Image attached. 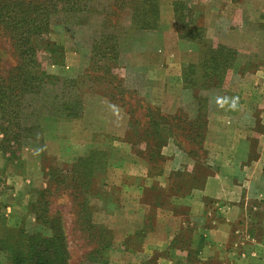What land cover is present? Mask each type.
<instances>
[{"label": "rangeland", "instance_id": "obj_1", "mask_svg": "<svg viewBox=\"0 0 264 264\" xmlns=\"http://www.w3.org/2000/svg\"><path fill=\"white\" fill-rule=\"evenodd\" d=\"M191 1H168L172 24L161 38L159 34L155 37L154 31L118 38L116 65L125 70L117 75L120 86L116 90L85 77L91 73L89 50L97 17L92 24L78 27L52 20L47 39L61 50L62 61L54 64L48 53L38 54V59L50 75L83 76L78 90L82 115L46 127L44 145L23 148L13 161L7 163L0 156L4 160L0 168V216L7 226L46 235L48 231L31 220L34 213L29 205L36 201L37 192L50 185L44 200L46 215L53 226L63 228L68 264H157L155 253L139 254L146 235L156 226V217L168 209L186 216L180 196L199 190L204 179L215 174L211 170L215 166L209 164L218 163L219 158L208 155L206 137H212L210 149L221 157L239 145V137L249 140L254 150L260 146L264 137V0H216V5L199 11L198 18H194ZM122 23L127 25V20ZM4 37L0 29V64L13 67L16 57L11 56ZM218 46L232 53L223 78H218L223 71L220 66L212 75L213 65L218 66L224 58L216 51ZM147 53L152 57L150 65L144 61ZM210 55L215 60L212 68L210 64L200 69ZM188 64L197 66L186 77L194 86L184 89L182 73ZM119 92L120 98L110 99ZM209 105L211 115H221L225 121L208 124ZM198 106L204 123L195 121ZM196 135L200 136L194 142ZM90 152H97L99 161L106 160L109 167L92 172L88 192L77 194L79 190L75 192L69 181L52 191L54 184H48L51 175L70 169ZM174 162L178 167L172 166ZM142 173L150 180L163 178L164 182L143 186L145 179L139 180ZM83 200L86 211L80 212ZM8 205L10 212L1 209ZM138 208L145 216L144 228L137 230V237L135 233L114 247V238L122 237L124 225L138 217ZM87 218L95 232L85 229ZM162 223L167 228L174 226L168 218ZM111 225L116 231L109 229ZM100 227L110 232L112 248L102 257H86ZM254 227L251 224L252 230ZM0 264H5L2 256Z\"/></svg>", "mask_w": 264, "mask_h": 264}, {"label": "trees", "instance_id": "obj_2", "mask_svg": "<svg viewBox=\"0 0 264 264\" xmlns=\"http://www.w3.org/2000/svg\"><path fill=\"white\" fill-rule=\"evenodd\" d=\"M93 17H97V25L89 50L92 69L85 77L89 75V79L93 77L116 90L120 86L117 75L125 70L116 65L118 38L127 33L157 30L159 0H0V29L4 38L7 37L5 40L12 50L11 56L16 57L13 67L3 68L0 64V156L7 163L17 159L27 146L44 145L46 127H52L59 121L77 120L82 115L78 90L83 76L62 78L50 75L44 70L38 54L48 53L56 65L62 61L61 50L47 39L53 19L78 27L92 24ZM123 19L127 20V25L122 23ZM209 51L210 48L207 54ZM216 51L224 56L222 61L219 59L218 66L213 65L216 69L212 68L215 62L212 55L199 67L211 64L214 75L220 66L223 71L218 78H223L229 68L227 57L232 53L223 46H218ZM196 67L193 64L185 66L182 73L184 89H188L187 85L194 86L186 77ZM120 94L115 93L110 99L120 98ZM202 103L204 107V100ZM196 113L195 121L204 123L201 107L198 106ZM199 136L196 135L193 141ZM97 155V152H90L77 159L70 169L58 171V174L54 172L56 175H51L52 180L48 181L55 186L51 190L55 191L57 185H65L69 181L68 185L73 186L75 192L79 190L77 194L85 195L94 179L92 172H99L106 165L109 167L107 161L100 162ZM49 186L37 192L36 201L29 205L35 223L48 231L46 235L30 233L21 226L9 227L0 216V256L5 264H68L63 228L53 226L52 219L46 215L47 203L44 200ZM40 205H43L42 209H38ZM84 206L83 200L79 204L80 212L86 211ZM84 225L87 231H96L89 218ZM97 230L93 247L86 256L92 259L106 255L112 248L108 229L100 227Z\"/></svg>", "mask_w": 264, "mask_h": 264}, {"label": "crops", "instance_id": "obj_3", "mask_svg": "<svg viewBox=\"0 0 264 264\" xmlns=\"http://www.w3.org/2000/svg\"><path fill=\"white\" fill-rule=\"evenodd\" d=\"M168 1L170 0H160L158 29L152 32L155 37L159 34L161 38L164 29L172 24L173 12L171 2ZM213 4H217L216 0L191 1V9L196 13L194 18H198L199 11ZM151 59L149 53L144 55L146 65H150ZM211 106L209 105L208 124L225 121L221 115L217 118L213 113L211 115ZM263 138L261 136L262 142L254 150L247 142L249 140L239 137V145L233 151H224L221 157L210 149L212 137L208 135L204 147L209 156L216 155L219 158L218 163L209 164L215 166L211 169L215 174L205 178L199 190L180 196L186 207V216L168 209L160 217H156V226L153 232L146 235L139 254L155 253L158 257L157 264H264ZM3 161L0 157V168L3 167ZM172 166L177 165L174 162ZM139 180L146 187L164 182L163 178L153 177L150 180L143 173ZM139 189L142 190V187ZM1 209L10 212L11 206ZM137 210L138 217L124 225L122 237L117 235L112 242L113 246L126 238H133L138 229L144 228V213L140 208ZM107 216L110 220V216ZM165 218L174 221L172 228H167L162 223ZM251 224L255 225L256 230L251 229ZM109 229L116 231V227L112 225Z\"/></svg>", "mask_w": 264, "mask_h": 264}]
</instances>
